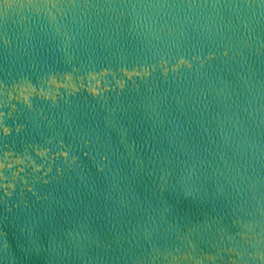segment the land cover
<instances>
[{"label": "water", "instance_id": "95a60500", "mask_svg": "<svg viewBox=\"0 0 264 264\" xmlns=\"http://www.w3.org/2000/svg\"><path fill=\"white\" fill-rule=\"evenodd\" d=\"M0 264H264V0H0Z\"/></svg>", "mask_w": 264, "mask_h": 264}]
</instances>
